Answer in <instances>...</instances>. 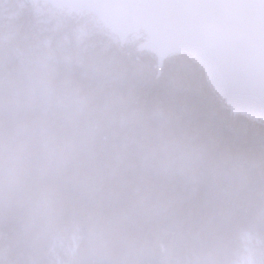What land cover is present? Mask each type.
I'll return each instance as SVG.
<instances>
[{
  "label": "trees",
  "instance_id": "obj_1",
  "mask_svg": "<svg viewBox=\"0 0 264 264\" xmlns=\"http://www.w3.org/2000/svg\"><path fill=\"white\" fill-rule=\"evenodd\" d=\"M140 42L0 0V264H264V122Z\"/></svg>",
  "mask_w": 264,
  "mask_h": 264
},
{
  "label": "water",
  "instance_id": "obj_2",
  "mask_svg": "<svg viewBox=\"0 0 264 264\" xmlns=\"http://www.w3.org/2000/svg\"><path fill=\"white\" fill-rule=\"evenodd\" d=\"M39 1L65 8L69 14H93L116 36L120 46L133 31L143 30L149 41L138 50L157 59L158 74L170 56L197 58L210 84L234 115L264 121V79L251 61L236 64L222 55L212 29L194 19L186 0H32L34 5ZM261 7L264 5L256 3L249 11L258 14Z\"/></svg>",
  "mask_w": 264,
  "mask_h": 264
},
{
  "label": "snow or ice",
  "instance_id": "obj_3",
  "mask_svg": "<svg viewBox=\"0 0 264 264\" xmlns=\"http://www.w3.org/2000/svg\"><path fill=\"white\" fill-rule=\"evenodd\" d=\"M194 19L212 29L222 55L236 64L251 61L264 79V7L249 11L264 0H186Z\"/></svg>",
  "mask_w": 264,
  "mask_h": 264
},
{
  "label": "rangeland",
  "instance_id": "obj_4",
  "mask_svg": "<svg viewBox=\"0 0 264 264\" xmlns=\"http://www.w3.org/2000/svg\"><path fill=\"white\" fill-rule=\"evenodd\" d=\"M47 5L46 4H43V3H38V4H36V7L37 8H45ZM53 9V8H52ZM53 11L54 12H62V11H64V10H62V9H58V8H54L53 9ZM145 39V38H147L146 37V35H143V33H142V31H139V32H136V33H133L131 36H129L128 37V41H131V40H137V39ZM248 241H250L249 239H248ZM249 248H248V250H247V252L249 253ZM248 258V259H247ZM243 261H247L248 263H249V261H250V254H249V256H247L246 258L243 256Z\"/></svg>",
  "mask_w": 264,
  "mask_h": 264
},
{
  "label": "bare ground",
  "instance_id": "obj_5",
  "mask_svg": "<svg viewBox=\"0 0 264 264\" xmlns=\"http://www.w3.org/2000/svg\"><path fill=\"white\" fill-rule=\"evenodd\" d=\"M248 250V247H246V251Z\"/></svg>",
  "mask_w": 264,
  "mask_h": 264
}]
</instances>
